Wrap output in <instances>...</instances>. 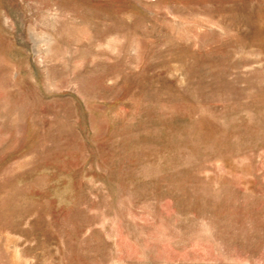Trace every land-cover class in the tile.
<instances>
[{"label": "rangeland", "instance_id": "374dc122", "mask_svg": "<svg viewBox=\"0 0 264 264\" xmlns=\"http://www.w3.org/2000/svg\"><path fill=\"white\" fill-rule=\"evenodd\" d=\"M0 264H264V0H0Z\"/></svg>", "mask_w": 264, "mask_h": 264}]
</instances>
